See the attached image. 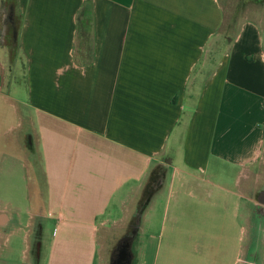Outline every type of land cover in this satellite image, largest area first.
I'll list each match as a JSON object with an SVG mask.
<instances>
[{
  "label": "crops",
  "instance_id": "1",
  "mask_svg": "<svg viewBox=\"0 0 264 264\" xmlns=\"http://www.w3.org/2000/svg\"><path fill=\"white\" fill-rule=\"evenodd\" d=\"M263 2L0 0V264H264Z\"/></svg>",
  "mask_w": 264,
  "mask_h": 264
},
{
  "label": "rangeland",
  "instance_id": "2",
  "mask_svg": "<svg viewBox=\"0 0 264 264\" xmlns=\"http://www.w3.org/2000/svg\"><path fill=\"white\" fill-rule=\"evenodd\" d=\"M256 1L257 0H233V5L236 7V5H243L244 4V5H246V7H249V6L254 7V5L256 4ZM261 2H262V0H261ZM8 7L9 6H7L5 8V10H4L5 11V16H9V21L7 22L6 26L4 24V21L0 18V32L2 33V40L1 41L8 42V43H13V41H14V39H13L14 32L13 31H14V28H15L16 21H15L14 17H10L11 15L9 14L10 10L8 9ZM235 16L236 15L233 14L232 22H233ZM225 31L226 30L223 31V35L221 36L222 38L226 35ZM3 32H4V35H3ZM217 48H218V46H217ZM18 50H19V47H18L17 43H15V51L17 53H18ZM19 58H20V55H19ZM17 63H18V67L17 68L19 69L18 70L19 82L20 81L22 82V79H24L22 77V74H23V70H25V62L19 59V62H17ZM201 71H202V68H199L197 70V72H196V75L201 73ZM0 111H1L0 114L2 116H9L10 112H12V109L10 107L4 106V107L0 108ZM1 130L2 129H0V141H3L5 138H7L9 136H14V134H16L15 130H11L10 132H8L6 134H4L3 131H1ZM17 240H18V237H15V236L12 237V241L13 242H15ZM33 240H34V237H32V244H33ZM125 240H127V239L126 238L123 239V241H125ZM18 242H19V240H18ZM119 243L120 242L117 241V239H115L114 237H110L108 239V244L107 245L109 247V251H110V255H111V264H112V261L114 259H117L115 264H132L131 263V261H132L131 257L133 255L128 252V250H127L128 247L127 248L122 247L123 242H122V244H120L118 246ZM34 255H35L34 253H31L30 257L34 258ZM117 256H118V258H117ZM119 261H121V263Z\"/></svg>",
  "mask_w": 264,
  "mask_h": 264
},
{
  "label": "trees",
  "instance_id": "3",
  "mask_svg": "<svg viewBox=\"0 0 264 264\" xmlns=\"http://www.w3.org/2000/svg\"><path fill=\"white\" fill-rule=\"evenodd\" d=\"M85 12L79 17V30L80 31H85V29H86V27L87 26H89V19L90 18H85ZM86 31H87V29H86ZM88 32V31H87ZM86 32V33H87ZM86 33L85 34H83V39H85V42H88V40L90 39L89 38V35H86ZM119 255V254H118ZM117 258H118V256H117ZM116 260L117 259H114L113 261H112V264H115L116 263Z\"/></svg>",
  "mask_w": 264,
  "mask_h": 264
},
{
  "label": "flooded vegetation",
  "instance_id": "4",
  "mask_svg": "<svg viewBox=\"0 0 264 264\" xmlns=\"http://www.w3.org/2000/svg\"><path fill=\"white\" fill-rule=\"evenodd\" d=\"M123 243H124V244H123V247H124V248H127V247L129 246V244L127 243V241H124ZM119 262L121 263V261H119Z\"/></svg>",
  "mask_w": 264,
  "mask_h": 264
}]
</instances>
